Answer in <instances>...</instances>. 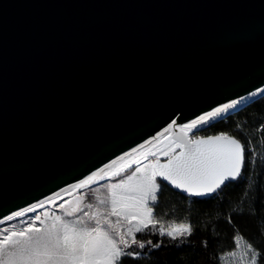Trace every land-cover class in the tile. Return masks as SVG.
Wrapping results in <instances>:
<instances>
[{
	"label": "water",
	"instance_id": "water-1",
	"mask_svg": "<svg viewBox=\"0 0 264 264\" xmlns=\"http://www.w3.org/2000/svg\"><path fill=\"white\" fill-rule=\"evenodd\" d=\"M257 89L264 0H0V219Z\"/></svg>",
	"mask_w": 264,
	"mask_h": 264
},
{
	"label": "snow or ice",
	"instance_id": "snow-or-ice-1",
	"mask_svg": "<svg viewBox=\"0 0 264 264\" xmlns=\"http://www.w3.org/2000/svg\"><path fill=\"white\" fill-rule=\"evenodd\" d=\"M258 94L264 96V89L210 107L185 123L173 119L150 140L77 182L4 215L0 224L34 214L20 220L21 227L0 229V264H124L125 258L137 260L146 248L160 247L151 240H138L136 234L157 229L154 208L163 186L190 197H211L242 178L250 162L245 143L223 131L208 136L196 133L228 121L248 105L242 106L245 100ZM101 181L106 183L100 185ZM93 185L100 187L92 189ZM101 188L104 195L97 194ZM84 189H92L95 203L87 202ZM62 193L76 194L75 199L65 200ZM57 200L62 201L60 214L48 210L37 213L46 205L56 206ZM157 231L161 237L177 241L190 237L194 229L190 223H179L170 228L160 226ZM240 239L236 237L237 243ZM247 249L253 253L249 264H257L253 245L248 244Z\"/></svg>",
	"mask_w": 264,
	"mask_h": 264
},
{
	"label": "trees",
	"instance_id": "trees-1",
	"mask_svg": "<svg viewBox=\"0 0 264 264\" xmlns=\"http://www.w3.org/2000/svg\"><path fill=\"white\" fill-rule=\"evenodd\" d=\"M242 125L237 129L236 125ZM264 96L248 103L228 121L197 132L199 136L226 132L245 143L248 160L240 180L229 183L211 197L189 198L167 185L154 212L163 220L190 223V237L173 241L158 232L137 233L138 240H151L158 248L145 249L137 260L124 264H220L222 255L235 249L236 237L252 244L257 264H264ZM76 194L63 197L73 201ZM62 202L57 200L56 204ZM55 207V206H54ZM67 207V205H66ZM60 210V209H59ZM231 218V223L228 218ZM186 241V242H184ZM136 247V246H134ZM250 252V259L252 252Z\"/></svg>",
	"mask_w": 264,
	"mask_h": 264
},
{
	"label": "rangeland",
	"instance_id": "rangeland-1",
	"mask_svg": "<svg viewBox=\"0 0 264 264\" xmlns=\"http://www.w3.org/2000/svg\"><path fill=\"white\" fill-rule=\"evenodd\" d=\"M196 135L199 136L197 133H196ZM161 158H164V157H161ZM130 171H129V174H130ZM108 182H111V181H108ZM104 183H106V182L101 181L100 185H103ZM100 185H93L92 189H97L100 187ZM92 189H84V190H82V192L88 194L87 202L95 203V194H93ZM97 194L104 195V190L101 188L100 192ZM60 203L61 202L57 203L55 207L53 205H46V207L43 209H37V212L48 210V211H54L57 214H60V210L58 207V205ZM31 214L32 213H28V214H26V216L16 218L13 221H6L4 224H0V229H2L4 227H9L11 225H16L17 227H21L22 225L19 223V221L20 220H28L30 217H32ZM155 219L159 221V223L157 224V229L160 226H164L165 228H170V227L175 226L176 224H179L176 222L163 220L160 217V215H158L157 213H155ZM157 229H150V231L152 230V231L158 232ZM233 252L235 253V255H228L229 253H233ZM249 254H250V252L247 249V244L243 240V238L240 239L238 243L236 240L235 249L231 252H228V253H225L224 255H222L221 260H220V264H249V261H250V255Z\"/></svg>",
	"mask_w": 264,
	"mask_h": 264
},
{
	"label": "bare ground",
	"instance_id": "bare-ground-1",
	"mask_svg": "<svg viewBox=\"0 0 264 264\" xmlns=\"http://www.w3.org/2000/svg\"><path fill=\"white\" fill-rule=\"evenodd\" d=\"M162 131V130H161ZM151 138H149L148 140H150ZM77 182V181H76ZM75 183V182H74ZM68 186V185H67ZM67 186H65V187H63V188H66ZM60 190H58V191H56V192H59ZM53 194V193H52ZM52 194H50V195H52ZM50 195H48V196H50ZM63 197L65 196V194H61ZM47 197V196H46ZM45 198V197H44ZM44 198H42V199H44ZM41 199V200H42ZM36 203V202H35ZM33 204V203H32ZM27 207V206H26Z\"/></svg>",
	"mask_w": 264,
	"mask_h": 264
},
{
	"label": "built area",
	"instance_id": "built-area-1",
	"mask_svg": "<svg viewBox=\"0 0 264 264\" xmlns=\"http://www.w3.org/2000/svg\"><path fill=\"white\" fill-rule=\"evenodd\" d=\"M42 212H44V211H40V212H37V213H42ZM31 216H34V214L32 213Z\"/></svg>",
	"mask_w": 264,
	"mask_h": 264
},
{
	"label": "flooded vegetation",
	"instance_id": "flooded-vegetation-1",
	"mask_svg": "<svg viewBox=\"0 0 264 264\" xmlns=\"http://www.w3.org/2000/svg\"><path fill=\"white\" fill-rule=\"evenodd\" d=\"M74 199H75V197H74Z\"/></svg>",
	"mask_w": 264,
	"mask_h": 264
}]
</instances>
